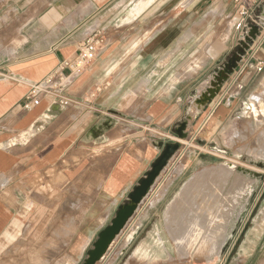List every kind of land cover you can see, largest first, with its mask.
Here are the masks:
<instances>
[{"label": "crops", "instance_id": "0c3cea01", "mask_svg": "<svg viewBox=\"0 0 264 264\" xmlns=\"http://www.w3.org/2000/svg\"><path fill=\"white\" fill-rule=\"evenodd\" d=\"M130 1L0 0V264H83L165 145L176 142L169 134L185 138L205 122L216 131L238 114L237 94L209 117V103L197 113L196 95L185 108L159 98L144 102L141 84L113 86V80L141 77L122 64L142 60L145 48L170 24L155 30L159 8L153 0H139L148 2L139 14L137 3L126 7ZM227 1L234 4L213 0L218 5L211 11L221 13ZM263 10L264 4L262 21ZM148 30L152 37L127 55L126 48L136 42L129 36ZM96 31L104 34L105 43L95 63L77 73L66 68L55 94L24 109L31 86L74 58L79 45ZM189 32L190 23L184 24L175 47L188 46ZM211 60L206 58L202 66H212ZM261 61L264 44L241 89L254 80ZM105 79L111 86L100 88L99 80ZM252 101L261 99L253 95ZM204 110L198 125L196 118ZM238 133L236 129L229 137L232 145ZM180 156L179 149L95 264H189L186 257L160 246L164 233L175 240L168 225L170 207L185 206L177 202L193 186L190 161L182 162ZM205 172L200 171V184Z\"/></svg>", "mask_w": 264, "mask_h": 264}, {"label": "rangeland", "instance_id": "374dc122", "mask_svg": "<svg viewBox=\"0 0 264 264\" xmlns=\"http://www.w3.org/2000/svg\"><path fill=\"white\" fill-rule=\"evenodd\" d=\"M138 1L131 0L126 7H133ZM152 3L159 8V26L154 29L170 22L168 29L154 37L142 60L122 64L128 71H139L141 77L113 80V86L141 84L144 102L159 98L191 107L193 96L206 85L209 76L239 51L248 29L234 28L239 15L229 1L222 3L221 13L211 11L218 5L213 0H153ZM263 4L264 0L257 2V15ZM147 5L148 2L137 3L141 9L136 12L139 14ZM188 23L191 41L185 48H177L181 29ZM129 37L136 42L126 48L127 55L136 53L140 42L142 45L152 34L148 30L142 36L137 32ZM256 49L255 44L249 45L238 67L209 103L211 108L215 100L224 97V103L237 94L239 110L235 119L229 118L216 131L202 124L201 128H193V134L187 131L185 138L169 134L180 144V161H190L193 186L183 192L185 200L177 202L185 206L174 205L170 209L168 225L175 240L164 233V243L160 241V246L165 244L176 256L186 257L189 264H264V68L254 73V80L247 87H239L244 77L251 70L254 72ZM206 58L212 59V66H202ZM114 66V70L119 67L117 64L111 67ZM99 82L100 88L111 86L106 79ZM253 95L259 96L261 102H253ZM205 111L197 116L196 124L199 125ZM236 129L240 131L239 138L232 145L229 137ZM203 169L207 172L203 173L204 181L200 184L199 174ZM224 200L234 201L235 207L227 216L224 210L223 217H219ZM220 223L221 228H216ZM210 226L216 229L215 238L206 239ZM191 227L202 229L197 239H190Z\"/></svg>", "mask_w": 264, "mask_h": 264}, {"label": "built area", "instance_id": "2783aa9c", "mask_svg": "<svg viewBox=\"0 0 264 264\" xmlns=\"http://www.w3.org/2000/svg\"><path fill=\"white\" fill-rule=\"evenodd\" d=\"M234 6L236 13L239 15L234 28L240 30L246 27L248 30L246 31L244 38L256 28L258 33H256L251 44H255L257 49H259L264 44V21L261 20L260 15L255 13V1L234 0ZM104 43L105 38L101 31H96L90 34L88 38L79 45L78 52L74 58L63 61L58 70H55L44 80L31 86L23 102L24 109L31 110L40 104L42 96L55 94L63 81V77H65L63 71L66 68H69L71 72L77 73L81 71V69H84V67L97 59ZM257 67L259 71H262L264 63L262 61L259 62ZM223 100L224 97L215 100L214 105L210 108L209 117L212 116L214 111L223 104Z\"/></svg>", "mask_w": 264, "mask_h": 264}, {"label": "water", "instance_id": "95a60500", "mask_svg": "<svg viewBox=\"0 0 264 264\" xmlns=\"http://www.w3.org/2000/svg\"><path fill=\"white\" fill-rule=\"evenodd\" d=\"M256 33H258V30L255 28L251 33H249V35L246 36V39L249 40V45L255 38ZM241 47L239 48V51ZM244 53L245 51H242V55ZM178 134L181 137L180 133ZM179 148L180 144L173 141L165 145L161 155L153 164L150 172L130 195V201L118 210L111 224L99 234L93 249L90 250L88 257L83 264H95L108 250L111 243L114 241V239H116V235L121 232V230L125 227L129 217L133 215L137 208V204L142 201L143 197L148 193L152 184L155 182L162 170L168 165L169 160L172 159L174 153L179 150Z\"/></svg>", "mask_w": 264, "mask_h": 264}, {"label": "bare ground", "instance_id": "6f19581e", "mask_svg": "<svg viewBox=\"0 0 264 264\" xmlns=\"http://www.w3.org/2000/svg\"><path fill=\"white\" fill-rule=\"evenodd\" d=\"M136 7H138V6H136ZM140 9L141 8L138 7L139 11H140ZM135 11H136V8H135ZM263 16H264V14H263ZM248 42H249V40L245 38L242 45H241L242 47H241L240 51L235 53L234 55H232V57H230V59H228V61L226 63H224L218 71L214 72L210 76L207 86L194 97L193 104L195 105V107H196L195 109L197 110V112H200V110L202 108H205V106L208 103L212 102L214 100V98L219 94V92L222 89L225 82L230 78L234 69L236 67H238L240 61L242 60V51H246L249 49V43ZM228 167L233 169V166H231V165H228ZM172 207H170V209ZM221 207H222V211L220 212L219 217H223L224 210H225L224 214H226L225 216H227L234 209L235 202L224 200V203L221 204ZM221 226H222V224L220 223L219 225H216V228H221ZM190 229L192 232L190 239L191 240L197 239L199 237L202 229L200 230L199 227H194V228L191 227ZM215 230L216 229H213L212 226H210L208 228V230L206 231V235H205L206 239L215 238L214 237Z\"/></svg>", "mask_w": 264, "mask_h": 264}]
</instances>
